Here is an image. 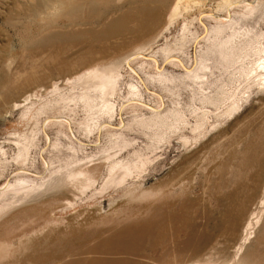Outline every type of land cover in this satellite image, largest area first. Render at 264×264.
<instances>
[{
    "label": "rangeland",
    "instance_id": "1",
    "mask_svg": "<svg viewBox=\"0 0 264 264\" xmlns=\"http://www.w3.org/2000/svg\"><path fill=\"white\" fill-rule=\"evenodd\" d=\"M0 264H264V0H0Z\"/></svg>",
    "mask_w": 264,
    "mask_h": 264
},
{
    "label": "bare ground",
    "instance_id": "2",
    "mask_svg": "<svg viewBox=\"0 0 264 264\" xmlns=\"http://www.w3.org/2000/svg\"><path fill=\"white\" fill-rule=\"evenodd\" d=\"M247 237H248V236H247ZM247 237H246V238H247ZM251 238H252V237H251ZM237 240H238V239H237ZM242 240H243V239H242ZM246 240H247V239H246ZM250 240H251V239H250ZM238 242H239V241H238ZM242 243H243V242H242ZM234 247H235V246H234ZM242 249H243V248H242ZM234 250H235V249H234Z\"/></svg>",
    "mask_w": 264,
    "mask_h": 264
}]
</instances>
